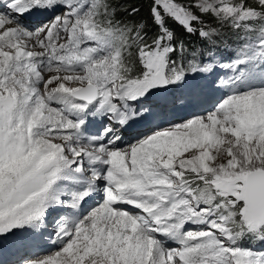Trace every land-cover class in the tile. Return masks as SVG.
Here are the masks:
<instances>
[{
	"label": "snow or ice",
	"instance_id": "snow-or-ice-1",
	"mask_svg": "<svg viewBox=\"0 0 264 264\" xmlns=\"http://www.w3.org/2000/svg\"><path fill=\"white\" fill-rule=\"evenodd\" d=\"M0 264H264V0H0Z\"/></svg>",
	"mask_w": 264,
	"mask_h": 264
},
{
	"label": "rangeland",
	"instance_id": "rangeland-1",
	"mask_svg": "<svg viewBox=\"0 0 264 264\" xmlns=\"http://www.w3.org/2000/svg\"><path fill=\"white\" fill-rule=\"evenodd\" d=\"M38 250H39V249H38ZM38 250H37V251H38ZM39 251H40V250H39ZM42 254H43V253H42Z\"/></svg>",
	"mask_w": 264,
	"mask_h": 264
}]
</instances>
